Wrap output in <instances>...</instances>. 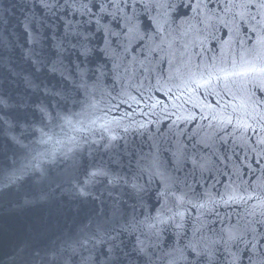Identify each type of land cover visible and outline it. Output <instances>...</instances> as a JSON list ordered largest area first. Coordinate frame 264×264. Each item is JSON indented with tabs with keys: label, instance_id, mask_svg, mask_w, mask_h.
<instances>
[{
	"label": "water",
	"instance_id": "water-1",
	"mask_svg": "<svg viewBox=\"0 0 264 264\" xmlns=\"http://www.w3.org/2000/svg\"><path fill=\"white\" fill-rule=\"evenodd\" d=\"M243 3L0 0V264H262L264 7Z\"/></svg>",
	"mask_w": 264,
	"mask_h": 264
},
{
	"label": "snow or ice",
	"instance_id": "snow-or-ice-1",
	"mask_svg": "<svg viewBox=\"0 0 264 264\" xmlns=\"http://www.w3.org/2000/svg\"><path fill=\"white\" fill-rule=\"evenodd\" d=\"M128 2H129V0H123V3L125 5H127ZM252 3H254V0H245V3L241 4L240 6L246 8L248 5H250ZM161 6H163V5H161ZM260 6L264 7V0H262V3H261ZM101 10L102 11L105 10L103 8V6H101ZM131 31H132V29L130 28L129 32H131ZM92 175H96V173H92ZM160 195L161 196H165V197H167V196L172 197L174 205L177 204V203H182L183 202V196L182 195L181 196H177L176 193L171 191V190H166L165 192L161 193ZM176 215H181V214L180 213H176ZM111 239H114V238H111ZM138 244H142V242L138 241ZM140 250L143 251V248H141ZM192 251L194 253H196L197 256L202 255V253L197 252L196 248H192ZM208 255L210 256V253H208ZM107 259H108V264H119L118 257H117V254L115 253L114 247H110L108 249V257H107ZM262 264H264V261H262Z\"/></svg>",
	"mask_w": 264,
	"mask_h": 264
}]
</instances>
